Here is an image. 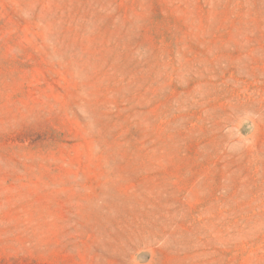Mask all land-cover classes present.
Listing matches in <instances>:
<instances>
[{
	"label": "rangeland",
	"instance_id": "obj_1",
	"mask_svg": "<svg viewBox=\"0 0 264 264\" xmlns=\"http://www.w3.org/2000/svg\"><path fill=\"white\" fill-rule=\"evenodd\" d=\"M0 264H264V0H0Z\"/></svg>",
	"mask_w": 264,
	"mask_h": 264
}]
</instances>
